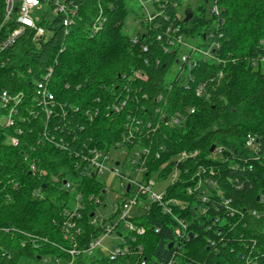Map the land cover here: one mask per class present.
Here are the masks:
<instances>
[{
	"label": "trees",
	"instance_id": "16d2710c",
	"mask_svg": "<svg viewBox=\"0 0 264 264\" xmlns=\"http://www.w3.org/2000/svg\"><path fill=\"white\" fill-rule=\"evenodd\" d=\"M61 1H71L77 8L72 24L65 27L57 17L44 23L50 35L34 42L26 36L5 51L0 58V89L29 93L51 66L55 99L78 108L70 113V124L54 121L63 130L56 136L73 150L86 145L107 152L121 142L129 112L153 121L151 107L162 94L168 99L167 124L161 121L141 146L151 149L149 176L165 180L174 170L179 172V180L167 187L164 198L179 202L169 206L170 214L145 201L148 209L140 208L129 218L144 233L117 231L124 244L121 240L113 244L127 248L125 253L110 260L98 250L80 254L74 264H264V0H200L195 14L186 11L182 16L178 10L183 0H151L161 13L156 24L178 25L185 43L207 46L213 33L216 60L197 59L187 88L176 78L166 82L175 57L161 53L154 42L155 24L147 35H133L137 45L122 34L123 0ZM97 19L101 23L94 33ZM141 25L148 29L143 21ZM143 44L149 47L146 53L141 52ZM137 71L146 79H132ZM199 84H205L200 97L195 93ZM126 96V107L118 114L111 112L116 100ZM87 110H98L92 121L85 116ZM176 112L184 121L171 127L168 122ZM42 132L35 123L33 132H24L15 147L6 145L0 132V264H18L24 258L37 264L45 257L68 260L59 249L67 247L61 225L68 219L64 210L73 208L77 196L83 204L77 248L84 249L104 234V228L90 223L97 207L89 201L91 196L103 199L104 185L75 170L69 153L40 142ZM248 137L255 140L252 148L246 146ZM183 151L196 155L176 164L175 157ZM27 161L46 175L30 174ZM34 190H40L41 199L32 197ZM178 221L187 226L181 241L174 234Z\"/></svg>",
	"mask_w": 264,
	"mask_h": 264
},
{
	"label": "built area",
	"instance_id": "2783aa9c",
	"mask_svg": "<svg viewBox=\"0 0 264 264\" xmlns=\"http://www.w3.org/2000/svg\"><path fill=\"white\" fill-rule=\"evenodd\" d=\"M43 7H45L46 10L42 12L41 19L35 17L36 12L42 11ZM76 11L77 8L71 1L66 3L61 0H37L36 3H32L31 0H0V58L5 51L11 49L21 38L29 36L34 42L50 35L51 30L46 29L47 24H44L45 22L51 23L55 18L60 17L65 27L71 25L73 19L76 17ZM159 16H161L160 12L148 14L145 11L144 24L148 26V29L145 30L144 28L145 32L143 34L147 35V32L151 31V25L155 24L153 28L158 30V33L155 35L154 42L159 44L161 53L164 55L171 54L175 57V64H179L181 67L176 81L179 80V82L187 88L188 82L191 81L190 72L196 66L197 59L216 60L212 53L217 48V44L211 41L213 39V33L208 35L210 42H208V45L205 46L204 49L195 48L185 43L184 36L180 32V27L178 25L171 24L163 27L161 24H156L155 21ZM163 20L166 22L168 19L167 17H163ZM96 22V25L93 27L94 33L99 28L101 21L97 19ZM218 23L219 22H216L215 24L216 31ZM220 36L221 35H219V37ZM131 42L133 45L139 43L136 36L131 37ZM186 45L189 47L188 52L185 54L181 53V48ZM140 49L141 52L146 53L149 47L147 44H143ZM195 53H197L199 58L194 59ZM261 61H264V59ZM185 72H187L186 76L183 77ZM51 74L52 67L48 66L44 74H42L37 81L33 82L32 91L29 93H24L22 91L11 93L0 89V132L5 135L4 143L10 147L17 146L20 136H22L24 132L31 134L34 124L38 123L43 127L42 140L40 142L44 141L60 151L69 153L75 160V170H81L83 175L96 177L105 172H110L120 179L122 193L112 202V212L106 217L100 216V219H97L96 214L98 207L103 204L106 197L105 188L103 199L93 196L89 198V201L97 207L96 212L92 213L90 223L92 226L104 228V234L92 240L84 249L77 248V238L82 232V228L77 223V220H79L80 217L79 212L83 209V204L80 203L79 196H77L73 208L64 210L63 213L68 219L61 225V231L67 247H59V249L63 254L68 256V260L45 257L41 260V264H74L76 257L80 254L92 255L98 250L105 252L110 260H115L117 256L125 253L127 248L118 247L116 244H111V246L105 248L102 242L107 236L112 234L116 235L117 231H120V229L126 232L136 231L138 235L144 233V229H136L129 221V218L135 215L133 214L131 216L133 210H136L135 212L137 213H139L140 208L147 210L148 207L144 204L146 201L147 203L159 206L163 213L170 214L171 207L169 206H176L179 204L178 201L173 199L167 202L164 201L167 194V187L179 180L178 170H174L169 176L171 182L166 188L157 191V186L161 180H157V174L148 175L147 160L151 156V149L141 146L142 140H146L150 132L159 129L161 121L167 124L165 118L167 116L168 99L162 94L155 97L154 105L151 107L150 112L153 118L152 122L151 120L146 122L136 118L133 116L132 112L128 113V121L124 126L122 140L114 148L124 147L132 152L128 161L129 172L126 173L125 176L118 171V167L121 163L116 161L115 164H113V161L110 160L109 152L86 145H83L79 150H73L64 142L63 138L56 136L58 133L62 134L63 130H61L58 125H55L54 121H57L58 124H70V113H77L78 108L68 107L66 103H60L55 99L50 89ZM219 77H221V75H219ZM131 78L145 80L146 76L137 71L133 73ZM170 91L171 87H167L165 92L169 94ZM204 91L205 84H199L195 88V93L198 97L203 96ZM128 99V96L121 100L117 99L110 107L111 112L116 114L120 113L123 108L126 107ZM188 112L192 114L194 111L191 109ZM150 113L146 112V115ZM97 114L98 110L94 113H91V110L85 111V116L89 121H92ZM183 121V115L180 112H176L170 117L168 124L171 127H177ZM254 143V138L248 137L246 146L252 148ZM37 144L39 143L37 142ZM127 145L129 147H127ZM31 151H34L33 147H31ZM215 151L220 154L221 148H217ZM195 155L196 152L183 151L179 153L174 160L176 164H179L188 159H194ZM155 157L159 158V154L157 153ZM26 158L27 156H25V160ZM28 171L30 174H38L40 177L46 175L44 171H38L36 169L34 162H28ZM198 171L205 173L204 168H199ZM210 174H212V172H210ZM66 188H70L67 183ZM187 191L188 193L192 192L191 189H187ZM32 197L41 199L42 194L40 190H34L32 192ZM117 200L120 201V203H117ZM117 211H119L117 218L109 222V216ZM122 222L123 226L121 225ZM178 225L179 226L174 230V234L176 239L181 241L186 234L187 226L181 221H178ZM119 239L121 240V244H124L121 235ZM144 263L145 262H142L141 264ZM171 263L172 262L169 264Z\"/></svg>",
	"mask_w": 264,
	"mask_h": 264
},
{
	"label": "rangeland",
	"instance_id": "374dc122",
	"mask_svg": "<svg viewBox=\"0 0 264 264\" xmlns=\"http://www.w3.org/2000/svg\"><path fill=\"white\" fill-rule=\"evenodd\" d=\"M200 0H183L180 8H179V15L182 16L185 14L186 11H190L193 14H195V10L197 8V5ZM123 4L125 6L126 14H125V22L122 29V34L128 37H132L136 32L144 33V26L141 25V22H144V15L145 11L148 14H154L157 12L156 7L153 4V1L151 0H123ZM143 5V6H142ZM207 9L209 11V7L207 6ZM46 10L45 7H43L42 11L36 12L35 17H38L41 19L42 12ZM191 13V14H192ZM207 16V15H206ZM208 17V16H207ZM181 32V29H180ZM189 46H193L195 48L204 49L205 43H200L198 41H188ZM188 46H184L181 48V53H187L188 52ZM199 58L197 53L194 54V59ZM180 65L179 64H173L170 69L166 73V82L170 80H174L177 75L180 72ZM185 72L183 74V77L186 76ZM132 152L129 151L127 148H116L109 151V157L110 160L113 161V164H115L116 161L120 162V166L118 167V171L120 174L125 175L129 172V166L128 161L131 157ZM95 181L103 184L104 188L106 190V197L104 199V202L102 205L98 207L96 217L97 219H100V216L106 217L108 216L112 210L113 205L112 202L117 198L118 195L122 193V189L120 187V179L111 174L110 172H105L102 175H97L95 177ZM160 183L157 186V191H161L166 188V186L171 182L170 177H168L165 180L159 181ZM136 210H133L131 213V216L133 214H137L135 212ZM123 226V222L121 223ZM120 241L119 237L115 234H112L110 236H107L105 240L102 242L103 246L105 248H108L113 243H118ZM18 264H37L36 262L28 259H21Z\"/></svg>",
	"mask_w": 264,
	"mask_h": 264
},
{
	"label": "water",
	"instance_id": "95a60500",
	"mask_svg": "<svg viewBox=\"0 0 264 264\" xmlns=\"http://www.w3.org/2000/svg\"><path fill=\"white\" fill-rule=\"evenodd\" d=\"M192 17V14H189L188 16H186L185 18H184V22L186 23L190 18ZM214 146H212V148H211V151H213L214 150ZM172 246V244H170V247Z\"/></svg>",
	"mask_w": 264,
	"mask_h": 264
},
{
	"label": "snow or ice",
	"instance_id": "6c2138e0",
	"mask_svg": "<svg viewBox=\"0 0 264 264\" xmlns=\"http://www.w3.org/2000/svg\"><path fill=\"white\" fill-rule=\"evenodd\" d=\"M31 2H32V3H36V2H37V0H31Z\"/></svg>",
	"mask_w": 264,
	"mask_h": 264
}]
</instances>
